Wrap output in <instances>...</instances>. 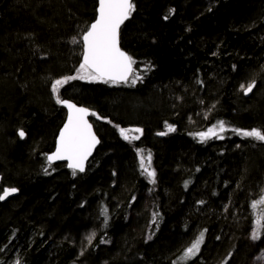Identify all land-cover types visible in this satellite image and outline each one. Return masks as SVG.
Listing matches in <instances>:
<instances>
[{"label": "trees", "instance_id": "obj_1", "mask_svg": "<svg viewBox=\"0 0 264 264\" xmlns=\"http://www.w3.org/2000/svg\"><path fill=\"white\" fill-rule=\"evenodd\" d=\"M133 3L119 41L142 79L61 87L97 114L99 145L73 176L45 162L65 119L51 83L76 75L97 0H0V192L18 189L0 203V264H172L201 232L188 264H264V235L251 239L264 143L230 130L203 143L196 135L220 120L264 129V0ZM165 122L175 131L157 135ZM137 127L139 140L119 133ZM138 149L151 153L154 184Z\"/></svg>", "mask_w": 264, "mask_h": 264}, {"label": "snow or ice", "instance_id": "obj_2", "mask_svg": "<svg viewBox=\"0 0 264 264\" xmlns=\"http://www.w3.org/2000/svg\"><path fill=\"white\" fill-rule=\"evenodd\" d=\"M134 11L135 4L133 0H98L96 17L85 28L80 37L83 44V53L77 75H69L64 78L55 79L51 83V93L56 103L65 107L68 113L67 121L63 124L56 139L55 151L46 157L49 166L55 161H67V167L72 170L73 176L77 172H84L85 162L92 154L95 146L99 143V140L93 133L92 125L87 119L90 114L93 116L97 114L94 112L89 113L87 108L78 107L67 99H63L60 95L62 86L76 79L111 83L113 85L123 83L135 86L137 81L142 79L141 76L135 74L133 70V64L135 62L131 56L121 49L119 41L121 25L131 17ZM72 43H77V37L74 36L72 38ZM254 87V81L248 83L246 86L244 84L240 85L244 95L251 93ZM205 119H207V116H205ZM165 124L167 131L159 132L157 135H166L168 132L175 131L173 126L168 125L167 122ZM229 130L242 138H250L254 141L264 143V129H229L223 120L217 121L206 132H199L196 135L199 141L203 143L212 138L224 139L223 133ZM119 133L125 141L131 142L139 140L140 135L136 134L142 135L143 130L138 127L131 129L120 128ZM18 135L23 139L25 137L24 130L20 129ZM137 156L139 158L141 173L146 175L150 183L154 184L156 172L152 168L151 153L149 152L145 155L143 150L138 149ZM45 174H48L47 168L45 169ZM187 184L188 182L186 181L185 187H187ZM17 191L18 189L15 187L3 188L2 192H0V201L5 200ZM200 203H203V201H200ZM251 207L256 210L257 216L255 221L256 227L252 231L251 239L259 240L264 235V191L261 192L259 199L253 201ZM107 211L106 208L101 210V215L105 218V224L107 223ZM155 220L156 214L153 215L154 223ZM95 235V232H93L86 236L89 245L92 244ZM101 242L103 243L104 241ZM203 242L204 232H201L172 264H188V261L196 257L200 252ZM15 264H21L20 260L17 259Z\"/></svg>", "mask_w": 264, "mask_h": 264}, {"label": "water", "instance_id": "obj_3", "mask_svg": "<svg viewBox=\"0 0 264 264\" xmlns=\"http://www.w3.org/2000/svg\"><path fill=\"white\" fill-rule=\"evenodd\" d=\"M97 6H98V0H97ZM96 8H97V7H96ZM95 17H96V16H95ZM127 21H128V20H126L125 22H127ZM125 22H124V24H125ZM124 24L121 25V28L123 27ZM121 28H120V30H121ZM81 43H82V40H81ZM82 53H83V44H82ZM81 62H82V55H81ZM60 106L65 110V114H66V118H65V121H64V123H65V122L67 121V113H68V110H67L65 107H63L62 105H60ZM77 106H78V105H77ZM78 107H82V106H78ZM89 113H90V112H89ZM88 118H89V116L87 117V119H88ZM64 123H63V124H64ZM63 124H62L61 128L63 127ZM61 128H60V129H61ZM92 130H93V128H92ZM59 131H60V130H59ZM93 133H94V130H93ZM94 134H95V133H94ZM58 135H59V132H58V134H57V137H58ZM57 137H56V139H57ZM96 137H97V136H96ZM97 139H98V138H97ZM98 145H99V143L95 146V148H94L93 151H92V154L88 157V160L85 162V169H86V167H87V165H88L90 159H91L92 156L94 155V152H95V150L97 149ZM55 147H56V140H55L54 149H53L52 152L49 153V155L55 151ZM55 164H62V165L65 166V168H66L67 170L72 171L71 169H69V168L67 167V161H55V162H53L51 165H55ZM77 173L81 174V173H84V172H77ZM16 195H17V192L14 193V194H12L11 196L7 197L5 200L0 201V203H4V202H6L7 200H9V199L15 197Z\"/></svg>", "mask_w": 264, "mask_h": 264}, {"label": "bare ground", "instance_id": "obj_4", "mask_svg": "<svg viewBox=\"0 0 264 264\" xmlns=\"http://www.w3.org/2000/svg\"><path fill=\"white\" fill-rule=\"evenodd\" d=\"M125 23H126V22H125ZM80 62H81V59H80ZM122 84H123V83L118 84V85H122ZM70 102H71V101H70ZM72 103H73V102H72ZM74 104H75V103H74ZM76 105H77V104H76ZM78 106H81V105H78ZM82 107H83V106H82ZM61 108H62V107H61ZM62 109H63V108H62ZM63 110H64V109H63ZM64 111H65V110H64ZM89 112H90V111H89ZM90 115H91V114H90ZM90 115H89L88 121H89V123L91 124V122H90ZM65 118H66V114H65ZM64 121H65V119H64ZM64 121H63V123H64ZM63 123H62V124H63ZM91 125H92V124H91ZM92 128H93V126H92ZM53 149H54V148H53ZM52 151H53V150H52ZM52 151H51V152H52ZM49 153H50V152H48V153L45 154V162H46V163H47L46 157H47V155H49ZM47 164H48V163H47ZM60 165H62V164H60ZM65 169H66V168H65ZM66 170H67V169H66Z\"/></svg>", "mask_w": 264, "mask_h": 264}, {"label": "rangeland", "instance_id": "obj_5", "mask_svg": "<svg viewBox=\"0 0 264 264\" xmlns=\"http://www.w3.org/2000/svg\"><path fill=\"white\" fill-rule=\"evenodd\" d=\"M76 75H77V73H76ZM85 81H87V82H94V81H88V80H85ZM145 196V195H144ZM262 258V256L260 257V259ZM259 263H261L260 261H253V262H251L250 264H259Z\"/></svg>", "mask_w": 264, "mask_h": 264}]
</instances>
